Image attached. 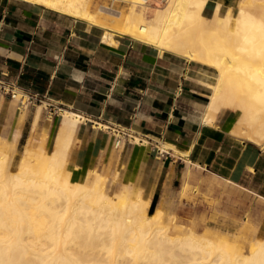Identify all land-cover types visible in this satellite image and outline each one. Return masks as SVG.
<instances>
[{
    "label": "crops",
    "instance_id": "1",
    "mask_svg": "<svg viewBox=\"0 0 264 264\" xmlns=\"http://www.w3.org/2000/svg\"><path fill=\"white\" fill-rule=\"evenodd\" d=\"M239 2L206 0L202 13L209 17L217 4L224 11ZM0 80L39 98L24 104L0 92V141L12 145V161L42 137L50 151L60 110H67L79 117L67 153L77 177L116 169L120 182L140 188L149 213L160 209L182 220L195 210L189 181L200 178L252 199L264 221V151L231 132L238 110L208 113L209 79L198 63L127 36L109 44L98 26L0 0ZM131 136L142 141L130 143ZM118 138L124 143L116 146ZM149 139L169 144V156L155 155ZM172 228L203 231L175 221ZM254 228L244 217L238 233Z\"/></svg>",
    "mask_w": 264,
    "mask_h": 264
},
{
    "label": "bare ground",
    "instance_id": "2",
    "mask_svg": "<svg viewBox=\"0 0 264 264\" xmlns=\"http://www.w3.org/2000/svg\"><path fill=\"white\" fill-rule=\"evenodd\" d=\"M21 1L98 26L109 44L127 36L198 63L209 79L208 113L238 110L231 132L264 151V0H240L234 11L217 4L209 17L206 0H108L103 7L113 17L100 15L93 0ZM78 122L60 110L52 149L43 137L35 147L28 142L14 171L7 170L12 145L0 141V264H264V235L245 253L238 234L176 232L173 216L149 213L130 182L109 192L108 178L94 168L72 180L67 153Z\"/></svg>",
    "mask_w": 264,
    "mask_h": 264
},
{
    "label": "rangeland",
    "instance_id": "3",
    "mask_svg": "<svg viewBox=\"0 0 264 264\" xmlns=\"http://www.w3.org/2000/svg\"><path fill=\"white\" fill-rule=\"evenodd\" d=\"M164 1L165 0H160L162 5L164 4ZM93 4L94 5L92 8L99 6V8L102 9V12L99 13L102 16L109 17V15L113 14L110 16L113 17L117 14L114 11L104 8L107 6L110 7L113 4L108 0H93ZM123 6V4H120L117 7L121 10L124 8ZM234 10L235 9H233V11ZM46 142L47 139H45V142L43 141L44 147ZM134 142L137 143V140H134ZM49 149L50 148L48 146L45 147L46 151H49ZM19 155L17 156V159ZM11 156L12 152L10 151L9 158L7 160L8 171H14L17 162L16 160L12 161ZM66 168L70 169L72 173V180L79 181L83 178L81 176L77 177L75 175L74 171L69 167L68 162ZM95 169L102 172L108 178L106 183L107 191H117L120 181L117 177V174H113L116 169L111 173L105 172L102 169ZM189 183L190 189L196 190V193L193 194V204L188 203L189 205L194 206V213L191 217L185 220L178 219L174 215L175 223L183 225L195 223L199 230H203L201 231L202 233L209 234L213 237H219L222 235L231 237L234 234H238L236 243L245 253H247L249 245L252 241H254L256 238L263 237L264 221L263 217L261 216L262 212L256 208V205L252 199H246L241 194H238L235 191L233 192L231 189L228 190L226 185L220 183L204 182L200 178L195 181H189ZM244 217L249 219L256 226V229L254 228V233L250 232L249 230H244L243 234L238 233L241 230Z\"/></svg>",
    "mask_w": 264,
    "mask_h": 264
},
{
    "label": "built area",
    "instance_id": "4",
    "mask_svg": "<svg viewBox=\"0 0 264 264\" xmlns=\"http://www.w3.org/2000/svg\"><path fill=\"white\" fill-rule=\"evenodd\" d=\"M0 92L4 95H6L9 98H13L15 94H19L18 100H23V103H31L32 101H39V98L36 95H24L22 91H20L14 83L4 82L0 80ZM134 140H137V142H141L142 140L136 139L135 137L131 136L128 142L131 143V141L134 142ZM150 140V145L155 153V155L159 156L160 158H167L169 156V149L165 148L161 143L160 140ZM119 143V138L116 140L115 145L117 146Z\"/></svg>",
    "mask_w": 264,
    "mask_h": 264
}]
</instances>
